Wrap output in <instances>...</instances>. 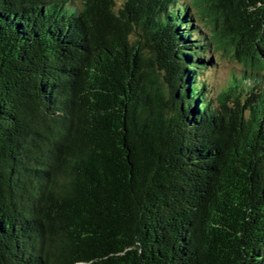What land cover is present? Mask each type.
<instances>
[{"label":"trees","instance_id":"1","mask_svg":"<svg viewBox=\"0 0 264 264\" xmlns=\"http://www.w3.org/2000/svg\"><path fill=\"white\" fill-rule=\"evenodd\" d=\"M0 264H264V0H0Z\"/></svg>","mask_w":264,"mask_h":264},{"label":"rangeland","instance_id":"2","mask_svg":"<svg viewBox=\"0 0 264 264\" xmlns=\"http://www.w3.org/2000/svg\"><path fill=\"white\" fill-rule=\"evenodd\" d=\"M123 1L124 0H117L118 4H122ZM212 50L214 51V48ZM213 55L216 58V62L214 66L207 72V77L210 86L216 90L217 94L219 93V90L227 87L232 82V80H234V78H242L243 68L223 50L214 51Z\"/></svg>","mask_w":264,"mask_h":264}]
</instances>
